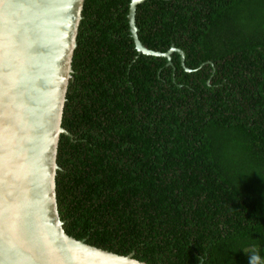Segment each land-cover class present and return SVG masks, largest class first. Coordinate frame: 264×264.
<instances>
[{"label": "trees", "instance_id": "1", "mask_svg": "<svg viewBox=\"0 0 264 264\" xmlns=\"http://www.w3.org/2000/svg\"><path fill=\"white\" fill-rule=\"evenodd\" d=\"M86 0L58 150L65 231L149 264L264 256V0ZM245 249V250H244Z\"/></svg>", "mask_w": 264, "mask_h": 264}, {"label": "water", "instance_id": "2", "mask_svg": "<svg viewBox=\"0 0 264 264\" xmlns=\"http://www.w3.org/2000/svg\"><path fill=\"white\" fill-rule=\"evenodd\" d=\"M130 29L140 53L172 59ZM86 0H0V264H149L79 240L64 229L58 150Z\"/></svg>", "mask_w": 264, "mask_h": 264}, {"label": "clouds", "instance_id": "3", "mask_svg": "<svg viewBox=\"0 0 264 264\" xmlns=\"http://www.w3.org/2000/svg\"><path fill=\"white\" fill-rule=\"evenodd\" d=\"M245 251L251 253L249 256V264H264V256H261L259 250Z\"/></svg>", "mask_w": 264, "mask_h": 264}]
</instances>
